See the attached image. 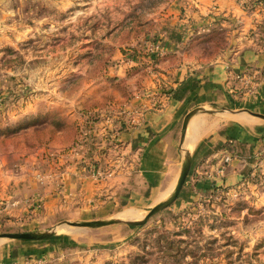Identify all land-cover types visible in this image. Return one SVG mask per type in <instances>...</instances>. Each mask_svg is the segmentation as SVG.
<instances>
[{
    "label": "rangeland",
    "instance_id": "374dc122",
    "mask_svg": "<svg viewBox=\"0 0 264 264\" xmlns=\"http://www.w3.org/2000/svg\"><path fill=\"white\" fill-rule=\"evenodd\" d=\"M205 2L7 0L0 7V164L15 176H47L46 184L65 199L70 193L54 175L68 165L75 163L97 182L101 178L93 171L103 179L125 174L132 155L121 151L115 136L121 122L127 129L134 120L130 95L150 83L147 72H163L169 63H155L152 54L164 56L172 43L179 48L178 60L212 62L227 47L224 35L214 44L210 31L194 27V17L209 15L200 10ZM246 2L236 1L242 11L251 12L243 9ZM257 10H264V0L252 11ZM230 32L225 34L229 45ZM178 36L183 39L169 40ZM256 76L255 71L245 72L237 80L252 94L259 84ZM248 79L250 86L244 84ZM153 81L156 91L149 99L153 108L161 109L170 90L163 88L165 77ZM226 157L215 173L189 172L174 203L140 226L74 229L66 222L140 221L156 204H142L128 218L123 213L131 205L111 203L103 193L74 201L81 208L75 215L68 200L57 211H45L39 194L21 199L16 191L0 189V234L56 232L40 241L0 242L37 244L41 252L23 264H264V147L241 166V178L232 184L219 179L229 166L222 167ZM9 199L18 202L12 209L28 206V211L11 214L6 202L1 203ZM34 205L39 211H33Z\"/></svg>",
    "mask_w": 264,
    "mask_h": 264
},
{
    "label": "crops",
    "instance_id": "0c3cea01",
    "mask_svg": "<svg viewBox=\"0 0 264 264\" xmlns=\"http://www.w3.org/2000/svg\"><path fill=\"white\" fill-rule=\"evenodd\" d=\"M207 1L200 10L209 15L194 17V27H202L203 33L219 29L232 31L229 33L232 34L231 46L212 62L178 60L179 48L172 43L163 50L167 53L164 56L152 54L155 63L158 60L169 63L163 66V72L146 71L145 78H149L150 83H145L130 95L134 120H130L131 125L123 131L119 132L116 128L115 137L117 142L122 143L121 151L131 154L130 158L134 161L130 162L131 167H125L128 170L125 174L115 173L97 182L87 176L89 172L86 175L81 172L75 163L68 165L54 175L64 185V190L70 193L65 199L46 184V175L42 179L37 178L39 173L36 176L24 173L23 176H15L2 162L0 189L9 194L16 191L21 199L39 194L40 206L45 211H52L53 208L57 211L62 207L63 200H68L67 204L75 215L81 213V210L76 213L81 208L74 201L91 200L105 193L111 203L131 205L130 210L123 211V215L128 217L129 212L142 204L154 206L172 194L185 149L191 155L190 173L201 171L205 174V169L210 174L215 173L217 164L224 155H228L229 166L219 179L223 177L227 184L238 181L241 166L264 147V119L250 113L264 115V10L244 12L237 0H213L215 5L212 0ZM6 2L0 0V7L6 6ZM184 21L187 25V19ZM177 38L181 36L169 40ZM250 71L256 72L259 82L252 94L237 80V76ZM159 77L166 78L163 88L170 90L169 99L161 109L153 108L149 99V94L156 91L153 79ZM197 108L204 111L197 112L190 119L182 142L184 118ZM227 141L233 144L234 152L222 150ZM5 202L11 214L28 211V206L12 209V204L18 203L12 199L1 201ZM53 204H56L55 207ZM40 206L31 207L33 211H39ZM39 249L37 244L26 245L21 241L0 242V264H23L29 256L39 254Z\"/></svg>",
    "mask_w": 264,
    "mask_h": 264
},
{
    "label": "water",
    "instance_id": "95a60500",
    "mask_svg": "<svg viewBox=\"0 0 264 264\" xmlns=\"http://www.w3.org/2000/svg\"><path fill=\"white\" fill-rule=\"evenodd\" d=\"M201 111H204V110L202 108H197L195 110H192L185 116L183 126H182V140H181L182 142L185 137L190 119L195 114H197V112H201ZM250 113L253 116L264 119V115L262 114H257V113H252V112ZM191 162L192 160H191L190 152L185 149L184 154H183V160L181 164L179 178L177 180V183L175 185V188L172 194L169 196V198L165 199L164 201L156 204L153 208H151V210L148 212V214L144 217L143 220L124 221L123 219H120V218H111V219H100V220L83 221V222H66V225L74 229L99 228V227L122 224V223H126L129 225H136V226L143 225L152 216H154L161 210L170 206L178 198L179 194L181 193L186 183V179L190 172ZM55 234H56L55 229L50 228L47 230L29 231V232H20V233H2L0 234V238H6V239H11V240H21V241H40V240L52 238Z\"/></svg>",
    "mask_w": 264,
    "mask_h": 264
},
{
    "label": "trees",
    "instance_id": "16d2710c",
    "mask_svg": "<svg viewBox=\"0 0 264 264\" xmlns=\"http://www.w3.org/2000/svg\"><path fill=\"white\" fill-rule=\"evenodd\" d=\"M262 0H248V2H246L244 5H243V9L244 10H249V11H252L253 9H255L256 8V6L261 2ZM226 34V30H223V29H221V30H212V31H210L209 32V34L208 35H210V41H212V40H214L213 42H214V44H215V41H216V37H219V36H223L224 35V37H223V40H222V43L225 45V43L227 44V47H225V48H222L223 50H227V48H229L231 45H229V41H228V39H227V41L225 40V35ZM198 37H196L195 39H197ZM209 40V39H208ZM212 42V43H213ZM216 45L217 46H219V44H217L216 43ZM43 119H45L46 120V117L45 118H43ZM57 122L58 121H55V122H53V124L55 125V126H59L58 124H57ZM120 130L122 131L124 128H125V124L123 123V122H121V124H120ZM29 145H31V146H33L34 144H31V143H29ZM222 150H225V151H229V152H234V146H233V144H231V142H226L225 143V146L222 148ZM96 167V166H95Z\"/></svg>",
    "mask_w": 264,
    "mask_h": 264
},
{
    "label": "built area",
    "instance_id": "2783aa9c",
    "mask_svg": "<svg viewBox=\"0 0 264 264\" xmlns=\"http://www.w3.org/2000/svg\"><path fill=\"white\" fill-rule=\"evenodd\" d=\"M243 75V74H242ZM241 75V76H242ZM241 76H239V77H237L238 79L241 77ZM251 80H252V77H251ZM246 86H250V85H252V83L250 82V80L248 79V80H246V82L244 83ZM229 162H230V156H228V157H226V159L224 160V162L222 163V167L223 168H225L228 164H229ZM93 176L94 177H96V178H102L103 177V174H101L100 172H94L93 171Z\"/></svg>",
    "mask_w": 264,
    "mask_h": 264
},
{
    "label": "bare ground",
    "instance_id": "6f19581e",
    "mask_svg": "<svg viewBox=\"0 0 264 264\" xmlns=\"http://www.w3.org/2000/svg\"><path fill=\"white\" fill-rule=\"evenodd\" d=\"M129 217H133V215H132V216H128V218H129Z\"/></svg>",
    "mask_w": 264,
    "mask_h": 264
}]
</instances>
